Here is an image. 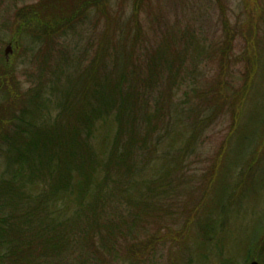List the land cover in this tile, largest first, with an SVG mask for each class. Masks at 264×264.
<instances>
[{
  "label": "rangeland",
  "instance_id": "rangeland-1",
  "mask_svg": "<svg viewBox=\"0 0 264 264\" xmlns=\"http://www.w3.org/2000/svg\"><path fill=\"white\" fill-rule=\"evenodd\" d=\"M134 1L106 0L110 18L107 8L105 15L85 10L52 42L23 38L14 53L10 42L17 30L16 14L43 0H0V218L35 207L48 189L39 180L40 165L31 176L29 166L18 164L1 141L2 132L9 135L14 129L9 117H22L25 127L39 103L43 116L35 125L51 126L68 86L74 96L81 89L83 72L113 19L118 32L127 33L123 45L130 44L138 25L133 56L138 67L145 72L151 53L170 43L171 51L157 58L173 63L176 73L170 78L160 74L163 80L147 97V112L154 114L151 104L158 101L163 116L158 123L152 119L154 129L138 155L142 172L102 215L114 217L119 229L125 226L123 235L131 230L119 240L123 250L103 256L105 264H249V256V261L264 264V0H143L137 14ZM55 2L61 13L69 5ZM222 16L229 36H224ZM8 46L12 53L6 60ZM101 61L108 71L109 57ZM208 90L212 94L204 95ZM203 95L209 97L200 100ZM86 100L85 109L99 101L93 96ZM6 109L8 117L1 115L8 114ZM105 120H95L88 138L93 154L101 158H106L116 132L111 119ZM10 199L16 201L15 209L8 208ZM76 210L70 195L62 203L46 202L41 215L55 226L68 220L67 229H72L79 220Z\"/></svg>",
  "mask_w": 264,
  "mask_h": 264
},
{
  "label": "trees",
  "instance_id": "trees-1",
  "mask_svg": "<svg viewBox=\"0 0 264 264\" xmlns=\"http://www.w3.org/2000/svg\"><path fill=\"white\" fill-rule=\"evenodd\" d=\"M56 1L64 4L67 1L69 5L61 13L54 0H43L37 7H28L16 14L14 29L17 30L14 33V41L10 42L14 53L23 38L32 37L42 44L50 43L64 29L70 28L74 22L81 19L85 10L90 9L89 11L105 15L109 6L104 5L106 0ZM81 1L83 2L80 3ZM141 3L143 0L134 1L135 14L138 13ZM42 8L46 11L42 12ZM107 13V17L110 18L108 8ZM222 17L224 36H229V23L225 16ZM259 17L255 18L256 26L259 25ZM134 27L136 33L131 36L130 44L123 45V37H126L127 33L118 32L119 28L113 19L108 22L94 58L83 72L86 77L80 81L81 89L75 92V97L72 93L73 86H68L63 102L59 106L58 117L51 126L35 125V119L40 117L42 119L43 116V113L40 116L39 103H36L37 111L34 108L30 120L24 123L25 127L21 126L22 117H15L14 114L9 117L14 129L8 132L9 135L5 131L2 132L1 141L9 148L7 152L17 157L15 161H18V164L25 162L29 166L31 176L35 167L37 166L39 170L40 165L39 180L42 177L41 181L48 183V189L44 195L42 193L37 198L35 207L17 216L8 215L9 217L0 218V239L4 243L0 261L3 263L5 261L7 264H105L103 256L123 250L121 249L123 244H119V240L128 236L131 230L128 228L123 235L122 228L125 226L119 229L115 225L114 217L107 219L102 215L112 199L117 196L122 198L121 194L128 190L132 178L142 172L143 169L137 168L136 161L141 157L138 155L146 146L154 129L152 119L158 123L163 116L161 114L163 104L158 101L151 104L156 112L154 111V114L147 112V106H150L147 97L154 93V86L163 80L160 74L166 72L170 78L176 73L173 71L175 67L173 63L157 58L158 55H167L168 51H171L170 43L155 50V54L151 53L145 62V72L144 66L136 65L133 56L136 53L135 44L139 41L137 34L139 30L137 24H134ZM114 35L116 37L112 40ZM109 50L110 53L107 55ZM221 53L223 58H227L225 51ZM252 53L250 61L255 58V53ZM106 56L110 59L108 71L101 61V58ZM251 64L255 67L256 59ZM125 83L128 84L124 86ZM210 91L212 94V90ZM210 91L204 95L210 94ZM204 95L199 99L209 97ZM91 96L99 100L98 104L93 103L85 109L84 103ZM71 98L76 99L72 101ZM34 99L36 96L32 98L33 101ZM3 104L4 102L0 103ZM7 113L1 115L8 117L9 112ZM108 117L116 125V132L106 158H101L93 154L88 138L91 135V128L96 123L95 120L106 119V122ZM46 121L47 119H44V122ZM123 133L126 135L125 139L122 138ZM9 189L14 190L11 186ZM148 194L150 195V192ZM70 195L74 196L76 214L79 218L72 229H67L68 220L55 226L46 220L45 215H41L46 202L62 203ZM14 196L18 198L16 194L12 195ZM55 197L57 199H54ZM9 201L11 202L8 203V208L15 209L16 201L13 199ZM206 241L208 236L205 237ZM124 250L129 254L132 248L125 246ZM102 253L106 255H101Z\"/></svg>",
  "mask_w": 264,
  "mask_h": 264
},
{
  "label": "water",
  "instance_id": "water-1",
  "mask_svg": "<svg viewBox=\"0 0 264 264\" xmlns=\"http://www.w3.org/2000/svg\"><path fill=\"white\" fill-rule=\"evenodd\" d=\"M11 47L8 46L6 49H5V56L7 57L8 56V53H11ZM251 264H256L255 262L251 263Z\"/></svg>",
  "mask_w": 264,
  "mask_h": 264
}]
</instances>
